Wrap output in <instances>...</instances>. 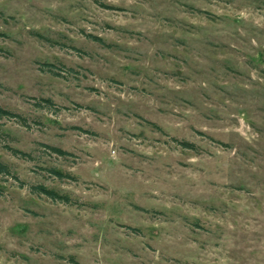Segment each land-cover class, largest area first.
Listing matches in <instances>:
<instances>
[{
	"label": "rangeland",
	"instance_id": "1",
	"mask_svg": "<svg viewBox=\"0 0 264 264\" xmlns=\"http://www.w3.org/2000/svg\"><path fill=\"white\" fill-rule=\"evenodd\" d=\"M0 106V264H264V0H0Z\"/></svg>",
	"mask_w": 264,
	"mask_h": 264
},
{
	"label": "trees",
	"instance_id": "2",
	"mask_svg": "<svg viewBox=\"0 0 264 264\" xmlns=\"http://www.w3.org/2000/svg\"><path fill=\"white\" fill-rule=\"evenodd\" d=\"M47 100L51 102V99L48 98ZM12 115H16V114L14 112L0 106V116H12ZM184 144L186 146H190L192 143L185 141ZM51 148L59 154H63L66 152L65 150H63L57 146H51ZM8 171L9 170H8L7 164L0 160V172H8ZM51 171L54 172V174H57L59 176L63 175V173L57 168L53 167V168H51ZM31 189L35 190L36 192L44 193L52 199L65 200L66 201V198H67L66 195H62V194L58 193L57 191H55L54 189L45 186L44 184L33 185L31 187Z\"/></svg>",
	"mask_w": 264,
	"mask_h": 264
}]
</instances>
